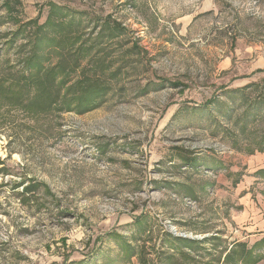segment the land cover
I'll return each instance as SVG.
<instances>
[{
    "label": "rangeland",
    "instance_id": "1",
    "mask_svg": "<svg viewBox=\"0 0 264 264\" xmlns=\"http://www.w3.org/2000/svg\"><path fill=\"white\" fill-rule=\"evenodd\" d=\"M260 169L264 0H0V264H264Z\"/></svg>",
    "mask_w": 264,
    "mask_h": 264
},
{
    "label": "trees",
    "instance_id": "2",
    "mask_svg": "<svg viewBox=\"0 0 264 264\" xmlns=\"http://www.w3.org/2000/svg\"><path fill=\"white\" fill-rule=\"evenodd\" d=\"M259 172H260L261 174H263V176H264V169H260ZM259 242L262 243V244H261L262 246H264V237H263L261 240H259ZM259 242H258V243H259Z\"/></svg>",
    "mask_w": 264,
    "mask_h": 264
}]
</instances>
